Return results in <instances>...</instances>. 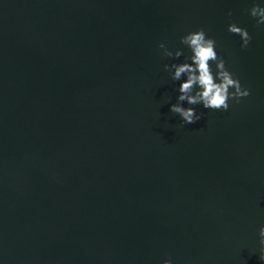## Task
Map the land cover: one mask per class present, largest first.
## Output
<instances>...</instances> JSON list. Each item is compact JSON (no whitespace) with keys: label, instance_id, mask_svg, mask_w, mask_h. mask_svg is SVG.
I'll return each instance as SVG.
<instances>
[{"label":"water","instance_id":"water-1","mask_svg":"<svg viewBox=\"0 0 264 264\" xmlns=\"http://www.w3.org/2000/svg\"><path fill=\"white\" fill-rule=\"evenodd\" d=\"M251 2L0 0L2 264H261L264 25ZM198 27L250 94L182 124L157 45L183 47Z\"/></svg>","mask_w":264,"mask_h":264},{"label":"clouds","instance_id":"clouds-1","mask_svg":"<svg viewBox=\"0 0 264 264\" xmlns=\"http://www.w3.org/2000/svg\"><path fill=\"white\" fill-rule=\"evenodd\" d=\"M249 16L254 18L256 25H264V0H252L247 9ZM229 9L226 15L231 16ZM226 30L237 34L240 38V47L248 46L251 35L245 27L235 22H229ZM183 47L174 50L168 48L163 41L157 47L161 49L163 57L171 58V63L163 64V69L168 72L175 84V102L169 104V111L178 115L182 124H191L198 121L202 112L198 111L199 105L206 110L229 109V100L239 102L250 94L248 87L243 86L226 66L225 59L217 52L215 39L206 34L202 27L190 29L179 37ZM183 56L182 61L178 58ZM167 100H171L168 97ZM258 259L264 264V223L257 230ZM2 264V262H0ZM161 264H173L170 258H164Z\"/></svg>","mask_w":264,"mask_h":264}]
</instances>
